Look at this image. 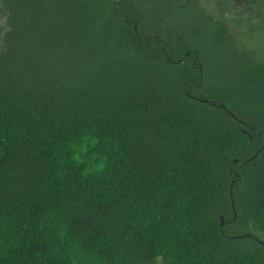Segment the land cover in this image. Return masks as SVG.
<instances>
[{"label":"trees","instance_id":"1","mask_svg":"<svg viewBox=\"0 0 264 264\" xmlns=\"http://www.w3.org/2000/svg\"><path fill=\"white\" fill-rule=\"evenodd\" d=\"M136 1L0 0V264H264V58Z\"/></svg>","mask_w":264,"mask_h":264},{"label":"flooded vegetation","instance_id":"2","mask_svg":"<svg viewBox=\"0 0 264 264\" xmlns=\"http://www.w3.org/2000/svg\"><path fill=\"white\" fill-rule=\"evenodd\" d=\"M136 5L138 8L142 5L151 7L152 18L157 23L153 32L137 38L144 49L161 50L168 54L164 46L169 35L160 33L158 27L160 20L166 19L168 23L181 26L180 29L201 26L206 33L216 32L219 38H222L226 26L238 45L243 44L254 59L264 58V49L258 50L255 44L264 36V0H137ZM121 9L126 13L125 7L121 6ZM136 24L137 19L134 20ZM193 63H196L195 59ZM196 67L200 68L199 64Z\"/></svg>","mask_w":264,"mask_h":264},{"label":"rangeland","instance_id":"3","mask_svg":"<svg viewBox=\"0 0 264 264\" xmlns=\"http://www.w3.org/2000/svg\"><path fill=\"white\" fill-rule=\"evenodd\" d=\"M6 29L5 25V15L1 12L0 10V50L2 48V35ZM255 44L257 45L258 50H263L264 49V36H262L261 39L256 40Z\"/></svg>","mask_w":264,"mask_h":264},{"label":"water","instance_id":"4","mask_svg":"<svg viewBox=\"0 0 264 264\" xmlns=\"http://www.w3.org/2000/svg\"><path fill=\"white\" fill-rule=\"evenodd\" d=\"M204 101H205V100H204ZM219 106L222 107V108H225V106H224L222 103H220ZM220 223H221V224L223 223V219H222L221 216H220Z\"/></svg>","mask_w":264,"mask_h":264},{"label":"clouds","instance_id":"5","mask_svg":"<svg viewBox=\"0 0 264 264\" xmlns=\"http://www.w3.org/2000/svg\"><path fill=\"white\" fill-rule=\"evenodd\" d=\"M102 167V166H101Z\"/></svg>","mask_w":264,"mask_h":264}]
</instances>
